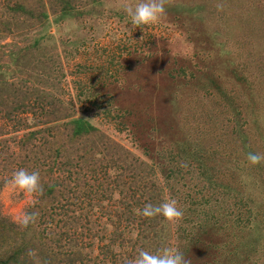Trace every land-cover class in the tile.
<instances>
[{
	"label": "rangeland",
	"instance_id": "1",
	"mask_svg": "<svg viewBox=\"0 0 264 264\" xmlns=\"http://www.w3.org/2000/svg\"><path fill=\"white\" fill-rule=\"evenodd\" d=\"M99 2L83 3L85 15L51 29L60 38L53 53L65 97L150 164L157 194L178 202L183 215L166 221L163 248L187 254L210 231L224 241L219 251L227 256L193 248L195 264H225L222 257L241 254L233 264H264V160L247 158L264 155V0H165L166 15L139 27L125 11L138 0ZM76 37L87 42H70ZM104 77L110 81L103 95H88ZM5 118L0 139L15 148L13 139L25 131L15 132ZM33 200L6 185L0 191L2 213L16 222ZM97 214L102 225L108 215ZM107 242L96 231L87 247L96 257Z\"/></svg>",
	"mask_w": 264,
	"mask_h": 264
},
{
	"label": "trees",
	"instance_id": "2",
	"mask_svg": "<svg viewBox=\"0 0 264 264\" xmlns=\"http://www.w3.org/2000/svg\"><path fill=\"white\" fill-rule=\"evenodd\" d=\"M86 2L100 5L99 0H0V116L15 132L25 131L13 139L15 148L7 138L0 139V191L18 168L38 171L43 186L27 207V212H38L27 226L0 209V264H126L134 257L128 252L156 253L164 245L167 220L138 212L145 204L165 200L157 194L153 167L93 124L89 112L79 115L76 102L65 97V75L53 53L60 38L51 29L58 31L85 15ZM8 38L12 41L1 44ZM76 39L70 42H87ZM104 78L102 87L86 93L103 95L101 88L110 81ZM111 171H118L115 178H109ZM99 211L108 215L102 225ZM96 231L108 242L94 257L87 241L93 242ZM192 243L182 254L189 264L196 263L193 248L206 246L211 254L227 256L224 241L213 232ZM248 250L247 261L252 255ZM238 256L222 258L233 264Z\"/></svg>",
	"mask_w": 264,
	"mask_h": 264
},
{
	"label": "clouds",
	"instance_id": "3",
	"mask_svg": "<svg viewBox=\"0 0 264 264\" xmlns=\"http://www.w3.org/2000/svg\"><path fill=\"white\" fill-rule=\"evenodd\" d=\"M165 0H138L133 6L129 5L125 11L131 20L133 27L155 24L159 22L165 15ZM142 28V27H141ZM252 164H258L264 160V155L249 152L247 156ZM6 186L12 192H22L26 198H33L43 191L40 173L24 168H18L12 171L10 178L6 182ZM139 214L144 217L162 216L171 222L179 219L183 215V211L178 207L175 199H165L159 204H145L143 209H138ZM38 216V212H20L16 220L23 226L34 222ZM126 264H189L185 257L175 247H164L156 253H150L145 249H139L137 255L126 261Z\"/></svg>",
	"mask_w": 264,
	"mask_h": 264
}]
</instances>
